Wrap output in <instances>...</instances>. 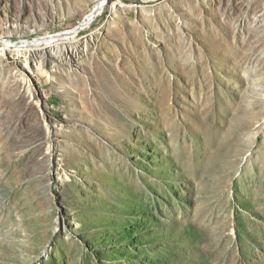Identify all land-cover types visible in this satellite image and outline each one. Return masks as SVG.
Listing matches in <instances>:
<instances>
[{"label": "rangeland", "instance_id": "374dc122", "mask_svg": "<svg viewBox=\"0 0 264 264\" xmlns=\"http://www.w3.org/2000/svg\"><path fill=\"white\" fill-rule=\"evenodd\" d=\"M0 264H264V0H0Z\"/></svg>", "mask_w": 264, "mask_h": 264}, {"label": "bare ground", "instance_id": "6f19581e", "mask_svg": "<svg viewBox=\"0 0 264 264\" xmlns=\"http://www.w3.org/2000/svg\"><path fill=\"white\" fill-rule=\"evenodd\" d=\"M100 8H101V2L98 3L93 8V10L91 11V13L88 16H86V18L83 19L82 24H85V23L93 20L97 15H99ZM74 31H76V29ZM61 36H63V35L60 34V35L46 36V37L40 38L39 41H38L39 44L38 45H35V48L33 49V51L34 52H42L44 49H47L50 45H52L53 43H55Z\"/></svg>", "mask_w": 264, "mask_h": 264}]
</instances>
